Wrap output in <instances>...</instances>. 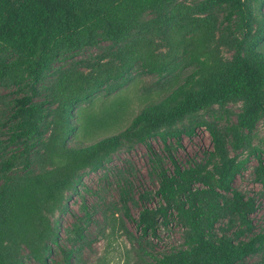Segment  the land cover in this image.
I'll list each match as a JSON object with an SVG mask.
<instances>
[{"label":"trees","instance_id":"1","mask_svg":"<svg viewBox=\"0 0 264 264\" xmlns=\"http://www.w3.org/2000/svg\"><path fill=\"white\" fill-rule=\"evenodd\" d=\"M183 1L0 0V80L10 79L20 91L8 105V141L0 139V264H27L28 258L40 264H83V251L91 243L90 208L84 205L83 213L75 215L65 237L53 216L68 211L66 191L81 193V171L106 168L124 138L147 146L158 180L159 203L141 207L138 218L128 208L129 202L138 203L133 184L123 180L125 214L140 231V238H134L157 236L160 227L173 221L183 230L182 245L153 255L151 264H263L249 260L264 254V228L256 229L252 218L255 197L235 185L248 156L256 155L255 180L264 186V141L254 143L264 117V11L256 13L253 0H194L192 13L223 15L219 39L232 56H213L211 61L202 57L212 29L207 17L206 26L194 23L192 34L185 37L191 47L186 48L183 70L195 66L166 93L147 99L138 113L130 107L133 97L124 93L131 88L130 68L113 76L117 83L104 77L64 83L57 94L61 105L51 121L49 105L35 99L55 62L101 41L123 52L147 33H166L180 22L175 7ZM147 70L163 75L169 69L160 61ZM101 94L106 100L94 109ZM231 102L241 103L233 122L221 126L218 118L198 117L201 110ZM127 120L124 129L108 132ZM198 125L208 129L213 148L201 160L180 164L171 149L182 146V134L192 135ZM73 136L82 143L69 145ZM152 138L163 142V155L153 150ZM41 146L50 167L35 171ZM148 195L144 191L139 198Z\"/></svg>","mask_w":264,"mask_h":264},{"label":"rangeland","instance_id":"2","mask_svg":"<svg viewBox=\"0 0 264 264\" xmlns=\"http://www.w3.org/2000/svg\"><path fill=\"white\" fill-rule=\"evenodd\" d=\"M196 2L185 0L181 5L175 7L181 15V20L172 27L173 29L161 34L147 33L139 40L133 41L130 47H124L123 52L111 45V42L101 41L97 45L86 47L75 55L55 62L54 67L41 81L39 94L35 97L36 100L49 105L51 111L49 120L54 119L57 113L56 109L61 105V99L57 94L64 83H92L103 77L106 80H111L110 83H117L113 80V76L128 68H130V72L127 74L131 78L129 82L131 88L124 93L133 97L134 103L130 107H133V114L138 113L147 99L155 98L159 94L158 92L166 93L182 80L187 71L195 66H189L183 70L187 65L185 64L186 48L191 47L185 37L192 34L190 29L194 23L206 26V17L209 29L211 27L212 30L205 43L206 51L201 52L202 57H209L210 61L213 56L219 60L230 59L233 51L219 39V28L223 15L218 12L210 15L192 13L191 7ZM253 6L256 13L264 11V0H253ZM196 33H200L199 29ZM257 33H259L258 28ZM121 45L123 46V44ZM160 61H163L169 69L163 75L147 70L149 65L157 64ZM18 92H20L19 89L10 79L0 80V139H3L2 143L7 142L9 137L8 105ZM105 100V95L98 96L94 109H98ZM240 108L241 103L231 102L227 103L224 108L215 106L210 111L201 110L198 117L208 121L218 118L220 125L224 126L226 123L236 120ZM129 123L130 120H127L123 123V127H117L108 132H119ZM51 134L52 126L47 130V140L50 139ZM102 136L103 133H100L96 138ZM123 140L124 144L112 154L111 163L107 164L106 168L98 171L85 168L81 171L83 175L81 193L74 194L69 190L66 191L65 203L68 206V211L63 213L57 211L53 216L55 220H60L61 233L65 237L67 228L75 220V215L83 213L84 205L90 208L93 218L89 223L88 238L91 243L83 251V264H151L153 255H161L165 251L181 246L184 240L182 228L174 221L169 226L160 227L157 236H143L141 241L137 239L140 238V231L134 220L126 216L122 204L121 186L123 180L129 178L130 183L133 184V194L138 199L137 204L128 203V208L135 218H138L141 207L145 205L155 207L159 203V198L155 196L158 180L154 171L153 156L147 146L133 139L124 138ZM263 141L264 117L261 118L255 130L254 143ZM171 142L173 143V140L170 139ZM181 142L182 146L171 149L172 155L180 164L188 163L189 159L201 160L205 157V152L213 148L211 135L206 126L202 125L196 126L192 135L183 133ZM81 143V140L76 136H73L69 141L71 146H78ZM149 143L157 154H164V144L159 138H152ZM12 146L10 144L9 149ZM39 150L41 154L38 156L35 171L41 167H50V163L44 155L46 148L41 146ZM230 153L234 154L232 150ZM242 155L247 156L248 152L243 151ZM248 161L247 167L236 178L235 185L247 196L255 197L257 210L253 213L252 218L256 229H260L264 228V186L255 180L257 156L249 155ZM166 165L171 167L169 161H166ZM1 182L2 178L0 177ZM144 191L149 194L148 198H139V194ZM23 253L25 255L27 253L25 247ZM58 257L61 259V255ZM249 260L251 263L262 260L264 264V254H256ZM27 264L40 263L33 258H28Z\"/></svg>","mask_w":264,"mask_h":264}]
</instances>
